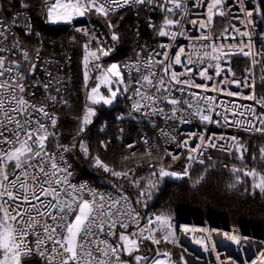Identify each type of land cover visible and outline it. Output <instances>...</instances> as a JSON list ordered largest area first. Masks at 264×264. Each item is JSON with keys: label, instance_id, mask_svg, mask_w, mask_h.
<instances>
[{"label": "snow or ice", "instance_id": "obj_1", "mask_svg": "<svg viewBox=\"0 0 264 264\" xmlns=\"http://www.w3.org/2000/svg\"><path fill=\"white\" fill-rule=\"evenodd\" d=\"M199 2L207 8V15L206 19L187 21L203 30L194 38L186 36L184 31L185 16L181 15L180 10L185 9L186 5L182 0H45V6L50 21L70 22L76 17L98 15L108 21L110 28L114 27L110 15L118 9L133 5H151L158 8L164 14L163 24L158 29L154 24H150V27L157 31L158 36L169 37L171 41H175L177 36H186L187 39H195L199 43H193L187 49L185 46L161 43L158 46L159 50L153 49L144 60H138L135 65L125 66L128 73L127 83L119 65L112 64L106 70L107 74L118 78L117 84L125 85L123 92H128L131 86L133 95L129 98L134 100L132 111L144 117L160 116L166 123L171 122V124L191 123L192 118H198L202 123L219 124L220 122L212 115L216 113L223 117L224 124L221 126H231L233 123L247 125L245 131L264 134V97L255 96L254 81L246 83L247 76L244 81L236 80L235 73L229 67L227 72L232 74L231 81L225 75L212 86L208 83L196 82L197 76L201 81H213L215 77H219L221 72L225 71L221 66L225 57L236 54L245 57L252 55L250 51H245V47L250 46L243 45V42H241L242 46H239L238 53L224 51L225 45L216 43L221 37L227 38L228 28L223 29L221 37L214 38L211 35L214 17L225 16L222 10L224 0H208L207 3L199 0ZM238 2L240 10L245 12L247 17H252L253 11L245 8L244 0ZM17 3H11L10 0L11 9L15 11L8 15H0V54H2L0 55V264H22V262L26 264L28 258L36 255L44 261V264H130L129 260L122 258L125 255L131 258V264H147L148 256L135 253L140 252V247L145 241L159 245L161 239H158L156 234L160 228L167 229L162 239L165 242H174L175 232L170 219L164 215H157L154 220L149 218L141 226L143 217L119 189L115 195L99 193L95 189L88 188L87 185H75L69 181L70 165L64 160L63 153L70 151L71 148L58 144L57 151L52 152L48 147L49 138L56 135L55 132H50L49 128L54 129L57 125V117L49 111V108L55 107L58 102L60 89L56 88L57 95L45 96L42 102L26 99L29 95L28 79L29 77L35 79L38 64L33 62L29 52L21 47V42L13 32V28L23 17L25 34L31 33L30 17L25 16L30 5L26 0H17ZM2 12H5V8L0 3V13ZM232 30L241 36L248 35L247 32H240L235 26H232ZM111 39L118 40L119 36L114 32ZM84 47L88 53L84 58L85 67L88 64V56L99 59L97 52L108 55L103 47L96 51H90L87 43ZM227 47L233 48L237 45ZM17 52L22 54V59L15 58ZM206 59L207 66L198 67L203 65ZM36 60H39L38 50ZM256 63L257 61L253 59L252 64ZM260 63L264 69V61ZM177 65L181 67V71L176 70ZM94 67L100 70L99 65ZM213 68L214 73L209 74V69ZM245 71L251 75V69ZM48 76L49 81L43 84L45 92H48L51 86L52 74L49 72ZM87 80L86 71L85 86ZM104 82L111 83L107 75L104 76ZM230 83L238 87L243 83L253 89L251 94L242 98L255 100L260 106V111L251 105L239 106L245 109L251 119L245 121L235 119L237 115L244 116L245 112H237L235 105L229 109L224 101L217 103L215 96L192 91V89H203L204 92L224 93L229 97L242 95L227 90V85ZM98 87L92 88L91 93L99 96ZM120 91L119 87L115 90L109 88L111 99L99 96V100L111 104ZM31 95L34 97L35 92ZM88 99L93 103L99 102L93 95H89ZM64 104L67 105V101H64ZM165 107H169L170 111L165 112ZM218 107L224 108L223 114L216 111ZM229 111L233 117L232 121L227 114ZM92 115H94L93 110L86 107L80 132H84L85 127L91 123ZM253 120L258 121L259 126L253 123ZM160 135L168 137L171 134L160 129ZM191 137L199 140L194 147L189 146L188 140L177 142L178 147L188 149L189 161L197 158L192 155L193 153L202 156L205 147L217 146L214 142V134L206 138L203 134L192 133ZM171 138L175 140V137ZM218 139L224 140L226 137L220 136ZM228 139H231L232 147L239 153L237 158L243 162L244 153L248 149L240 144L238 137L232 136ZM143 143L148 145V139L144 138ZM103 146L107 147V144ZM128 147L132 148L134 145L130 144ZM153 147L155 146H150L146 150V155H152ZM80 149L85 154L88 153V148L83 142L80 143ZM164 151L173 161L180 158L167 149ZM259 152V157L252 155V160L264 162V147H261ZM203 162V159L199 160V163L203 164ZM95 165L102 167L105 172H111L115 177L127 178L129 175L128 172L110 169L99 157L95 158ZM259 167L262 170H258L256 166L249 168L246 164L243 168L234 166L232 172L237 183L244 182L241 175L250 177L252 189L264 193V163ZM153 175L188 176L189 168L185 167L182 173H177L166 171L161 165L158 173L153 172ZM200 179L202 180L203 177ZM235 186V184L231 185V187ZM144 194L141 192L140 196ZM136 203L141 201L137 199ZM184 231L200 232L199 237L193 238L194 242L205 251L209 250V243L212 242L211 232L203 228H185ZM223 237L237 246H241L248 239L239 232L223 233ZM215 248L216 244L211 243V249L215 250ZM161 255L168 259H153L152 264H168L170 253H161L157 250L156 256ZM259 264H264V252L260 254Z\"/></svg>", "mask_w": 264, "mask_h": 264}, {"label": "built area", "instance_id": "obj_2", "mask_svg": "<svg viewBox=\"0 0 264 264\" xmlns=\"http://www.w3.org/2000/svg\"><path fill=\"white\" fill-rule=\"evenodd\" d=\"M17 0H14L16 3ZM205 3L208 0H204ZM0 3L4 5L5 12L0 13V15H8L10 12L15 11L11 9L10 2L5 0H0ZM13 3V2H11ZM182 3L186 5L185 9L180 10L181 15L185 16L184 31L186 36L197 37L201 34L203 30L199 29L198 26H194L188 23V20H201L206 19L207 8L203 6L199 0H182ZM244 5L247 10L253 11L252 17H247L245 12L240 10V5L238 0H224L222 5V10L225 12V16L221 17L216 15L214 17V23L212 26L211 35L215 37H221V32L224 28H228L229 32L227 38L221 37L216 40L217 44L225 45L224 51L238 53L239 46L241 42L243 45H249L250 47H245V51H250L252 55L245 57L242 54L232 55L230 57L223 58L221 66L225 71L221 72L219 77H215L213 81H201L199 76L196 77L197 83H208L212 86L217 83L227 75L229 81L233 79L232 74L227 72L230 67L232 72L235 73V79L239 81H244L247 76L248 79L246 83H252L254 81V94L257 98L264 97V69L261 67L262 61H264V0H244ZM18 7V3H17ZM137 12L142 11L145 16L142 21H139L137 25L132 27L133 32V52L120 60V66L126 76L128 81V73L125 68L126 65H135L138 60H144L148 53L153 49L159 50L158 46L161 43L165 44H175L180 46H185L186 49L189 45L193 43H199L195 39H187L186 36H177L175 41H171L169 37H160L150 24H154L156 29H158L163 24L164 14L158 9L151 5L137 6L133 5ZM256 9H260L256 11ZM25 16L30 17L31 23V33L25 34L24 19L23 17L19 20L17 26L13 28L15 37L21 42V47L29 52L30 57L33 62L38 64V68L35 73V79L29 77L28 79V91L29 95L26 99L33 102H42L45 96L57 95L55 89L59 88L60 93L57 97L58 102L55 107L49 108L50 112L56 115L57 108L68 107L71 103V95L74 87V68H73V48L76 46V37H80L83 44L89 45L90 51H96L98 48L103 47L108 55H102L97 52L99 60L102 63L114 56L118 50V46L115 40H112V34L110 33L107 26L91 15L85 17H76L69 26H67L66 39H58L55 36H48L42 31L37 30L34 25V19L30 11L25 12ZM179 18V17H177ZM232 26L238 28L240 32H247V36H241L238 32L232 30ZM176 30V29H173ZM85 32L88 34L86 35ZM11 40V38H10ZM228 45H237V47L228 48ZM10 46V43H9ZM39 51V60H36V51ZM210 50V49H209ZM85 56L88 54L84 49ZM2 55V54H0ZM233 57H239L246 61L245 64L239 66L237 62L233 60ZM15 58L22 59V54L17 52ZM93 58V57H92ZM159 59V57H157ZM255 59L257 63L252 64V60ZM207 59L203 65H198V67L207 66ZM246 69H251V75L246 73ZM177 71H181L179 65L176 66ZM51 73V86L48 92H45L43 84L47 83L50 79L48 73ZM214 73V68L209 69V74ZM32 85H36L32 87ZM220 87H225V85H219ZM131 87V86H130ZM227 90L239 92L240 96H227L224 93L216 92H204L203 89H192V91L201 92L205 95L215 96L217 103L224 101L226 106L231 109L233 105L237 106V112H245L244 116L237 115L235 119L245 121L251 119L244 108L239 107L242 105H251L260 111V106L255 103V100H245L242 96L249 95L253 92L252 88L246 87L243 83L238 87L236 84H228ZM35 92V96L32 97L31 93ZM132 91L129 96L126 97L124 109L116 114V118L125 122L132 123L135 125V132L131 135L128 140H126L125 146L131 150L135 151L142 149L146 150L150 146L153 147L152 151H164L165 149L173 155H185L188 159V149L185 147H178L177 142L182 140H188L189 146L194 147L195 144L199 143L195 137H191L192 133H199L205 135V137L213 136L216 147H205L203 149L202 156L193 153L192 155L197 158L193 161H189L185 167L189 168V175L193 167L205 165L207 162L214 159L215 152H231L235 148L232 147L233 142L228 139L232 136L238 137L239 141L245 135L250 136H264V134L258 132L245 131L244 128L247 125H237L233 123L231 126H221L224 124L222 115H216L212 113L215 120L220 123H202L198 118H192L191 123L184 124H171V122L166 123L165 120L160 116L144 117L140 113H135L132 111V105L134 103L133 99H130ZM179 95V94H177ZM138 99V98H136ZM67 101V105L64 104ZM170 111L169 107H165V112ZM219 113H224V108L218 107L216 109ZM229 120L232 121L233 117L231 111L228 113ZM43 119V118H42ZM50 124V121L48 122ZM253 123L259 126L258 121L253 120ZM155 125V126H154ZM120 129L122 127L120 126ZM160 129H164L165 132L171 135L166 137L160 135ZM50 132H55V137H50L48 142L49 150L52 152L57 151V145H62L60 142L61 131L58 128H49ZM224 136L226 139L219 140L218 137ZM171 137H175L173 140ZM191 137V138H190ZM144 138L149 141L148 145L143 143ZM103 144H106L103 141ZM134 145V147L129 148L128 145ZM223 145V148H221ZM64 146V145H63ZM165 152V151H164ZM64 160L67 162L71 176L68 178L72 184L75 185H87L88 188L95 189L99 193H111L116 194L117 190L123 192L129 200L131 201L132 207H134L143 217L141 220V226H143L146 221L151 218L155 219L158 215L152 211L144 212L141 211L130 199L127 191L119 185L114 180L101 179L99 184H92L88 179L84 177H77L75 175L72 160L68 152L63 153ZM203 159V164L199 163V160ZM184 167V169H185ZM182 170V172L184 171ZM181 172V173H182ZM188 175V176H189ZM172 224V229L175 232L174 242H170L175 245L180 253V258L182 264H259V257L261 252H264V234L252 230L244 229L240 226L228 225L223 223L215 224L210 220H203L202 223L191 220L189 222L182 221L178 216H167ZM185 228L189 229H207L211 232L212 242L216 244L215 250L211 249V243H209V250L205 251L203 247L194 242V237H199L200 232L186 233ZM167 229L161 228V237L166 233ZM239 232L243 237L248 239L244 241L241 246H237L230 241L224 239L223 233H233ZM34 240V238H32ZM172 238L170 237V240ZM34 247V243H33ZM42 263L44 261L38 256ZM30 257V258H33ZM219 257V259L217 258Z\"/></svg>", "mask_w": 264, "mask_h": 264}, {"label": "trees", "instance_id": "obj_3", "mask_svg": "<svg viewBox=\"0 0 264 264\" xmlns=\"http://www.w3.org/2000/svg\"><path fill=\"white\" fill-rule=\"evenodd\" d=\"M5 1L10 2V0ZM11 2L14 3V0ZM26 2L30 5L29 11L37 30L48 36L66 39L67 26L72 21L61 25L47 23L45 0H26ZM91 16L102 21L111 34L115 32L119 36V39L115 40L118 50L113 57H119L121 60L132 54L134 32L132 27L143 20L145 14L142 11L137 12L134 8L116 11L110 15L111 23L114 25L111 28L104 17ZM76 41V46L73 48L74 87L71 103L68 107L57 108L56 111V128L61 131L60 142L71 148L69 155L75 175L88 179L92 184H99L101 179L114 180L127 191L132 202L144 212L152 211L166 217L210 220L264 234V193L252 189L250 177L241 175L244 182L237 183L232 172L234 166L243 168L245 164L249 168L256 166L258 170H262L259 165L264 162L253 161L252 155L259 157V149L264 147V136L245 135L242 138L240 144L248 149L244 153L243 162L237 158L239 153L234 149L231 152H215L213 160L205 165L193 167L189 176L153 175V172L158 173L161 165L166 171L181 173L188 159L185 155H181L178 160L173 161L164 151H152V155L148 156L142 149L131 151L125 146L126 140L135 132V125L117 119L116 114L124 109L127 96L119 98L109 107L97 105L95 115L90 118L91 123L85 127L84 132L79 131L88 104L87 88L93 81L95 60H88L85 67L83 41L79 36L76 37ZM233 60L239 66L246 63L239 57H233ZM86 71L87 86H85ZM103 141L106 142L107 147L103 146ZM81 142L88 148L87 154L80 149ZM72 145L75 147H71ZM96 157L114 171L128 172V177H115L111 172H105L102 167L95 165ZM233 184L236 186L231 187ZM141 192L145 193L144 196H140ZM137 199L141 203H136ZM156 237L161 239L159 245L145 241L140 247V252L135 254L148 256L150 262L156 257L157 250L161 253L169 252V264H182L178 248L162 239L161 228ZM149 249L151 251H148ZM122 258L131 260L126 255ZM26 264L43 263L38 257H33L28 258Z\"/></svg>", "mask_w": 264, "mask_h": 264}, {"label": "rangeland", "instance_id": "obj_4", "mask_svg": "<svg viewBox=\"0 0 264 264\" xmlns=\"http://www.w3.org/2000/svg\"><path fill=\"white\" fill-rule=\"evenodd\" d=\"M74 19L75 18H73L71 21H73ZM45 20H46L47 23L57 24V25H61V24H64V23H69V22H66V21H55V22L50 21L48 19V17H47V12H46V19ZM88 60H94V58H92L91 56H88ZM112 64H117V65L120 66V58L119 57H113V58L105 60L103 63L101 61H99V60H95V62L93 64L94 75H93V81L90 83L89 87L87 88V96H86V98H87L88 104H87L86 107L87 108H91L93 110V112H94V115H95V113L97 111V105H102V106L109 107V106L115 104L119 100V98H124L125 96H129L130 93H131V87L130 86H129V91L128 92H123L122 90L125 87V85L117 84L116 81H117L118 78L113 77L110 74L106 73V70ZM94 65H99L100 66V70L96 69L94 67ZM120 70L123 72L121 66H120ZM105 75H107L108 79L111 81L110 84L104 82V76ZM124 79H125V83H127V79H126L125 74H124ZM97 86H99L98 87L99 96H103L105 99H111V94L109 92V88H112V90H115L117 87H119L121 89V91L117 93V96L112 100L111 104H106V103H104L103 100H99V96H96V94L91 93V89L94 88V87H97ZM89 95L95 96V98L99 102L93 103L92 100L88 99ZM94 115H92V116H94ZM123 259H125V258H123ZM154 259L166 260L168 258H165L164 256L161 255V256H156ZM125 260H129L130 264H131V260L130 259H125ZM152 260L150 262H148L147 264H152ZM168 264H169V261H168Z\"/></svg>", "mask_w": 264, "mask_h": 264}, {"label": "water", "instance_id": "obj_5", "mask_svg": "<svg viewBox=\"0 0 264 264\" xmlns=\"http://www.w3.org/2000/svg\"><path fill=\"white\" fill-rule=\"evenodd\" d=\"M182 221H187V222H189V221H191V219H184V218H180ZM196 222H200V223H202L203 222V220H195ZM213 223H215V224H218V222H213Z\"/></svg>", "mask_w": 264, "mask_h": 264}]
</instances>
